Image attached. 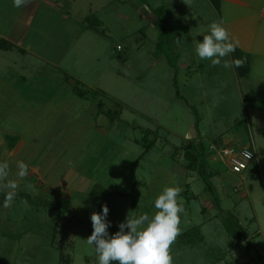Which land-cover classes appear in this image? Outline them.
I'll list each match as a JSON object with an SVG mask.
<instances>
[{"label": "rangeland", "instance_id": "1", "mask_svg": "<svg viewBox=\"0 0 264 264\" xmlns=\"http://www.w3.org/2000/svg\"><path fill=\"white\" fill-rule=\"evenodd\" d=\"M203 1L196 0L195 5L194 0H61L60 10L70 16L69 20L62 22L56 10L40 18L29 40L31 50L50 54L61 62L66 47L71 49L73 54L69 61L62 60V66L66 67L68 61L69 68L82 73L89 85L74 80L69 86L82 92L99 91L107 109L115 110L119 105L121 120L112 125L118 134L107 138L100 135L95 131L99 130L96 119L87 110L94 102L75 94L77 100L86 103L76 105L63 98L57 106L78 112L57 114L60 118L47 128L48 140L59 143L48 148L55 150L56 158L57 151L72 146L85 159L74 166L96 179L102 178L100 182L105 180V188L96 186L91 193L76 194L71 200L45 196L41 192L43 183L29 174V168L27 177L18 179L17 160L5 161L9 164V179L16 180L18 188L8 208L3 206L5 192L0 191V264H98L94 246L86 242L93 232L92 213H102L107 205L108 233L113 235L128 215L154 214L155 199L170 186L189 189V199L180 196L184 212L180 214V234L171 246L173 264H264V197H255L254 220L249 199L234 190L244 183L250 193L256 192L260 176L234 175L222 161L208 154L212 143L225 141L239 149L252 146L256 150L253 136L261 140L263 124L253 120L254 133L249 135L251 116L247 115L234 72L213 67L210 60H201L196 54V44L203 42L210 22L215 21L211 12L216 10ZM157 9L164 11L167 34L163 47L176 64L178 85H174L175 70L166 54L157 48L161 29ZM83 33L84 39L75 42ZM176 38L182 39L179 45ZM15 55L13 58V54L1 52L0 63L6 62L8 70H22L27 62L18 52ZM223 60H228L227 56ZM43 66V74H33L28 85L52 86L46 90L39 87L35 93L52 92L55 102L62 98L55 97L56 93L67 92L63 87L68 85H49V69L45 70V64L38 67L42 70ZM10 77L7 75L5 81L9 82ZM52 79L60 83L59 78ZM16 88L0 85V131L30 129L31 121L6 120V115L15 117L6 110L14 112L11 106L18 101L13 93ZM82 113L83 126L80 123L78 127L77 117ZM46 122V118L39 117V126ZM56 126L63 128L58 134ZM145 130L156 133L150 137L155 147L148 152L142 139ZM139 139L143 144L136 142ZM200 144L206 148L205 171L210 181L213 177L216 197L206 190L198 172L187 168L192 162L186 158L188 147ZM56 163L49 173L54 181L66 171ZM195 227H201L205 240L196 239L189 245L181 236ZM239 232L244 234L240 239L241 234H236Z\"/></svg>", "mask_w": 264, "mask_h": 264}, {"label": "crops", "instance_id": "2", "mask_svg": "<svg viewBox=\"0 0 264 264\" xmlns=\"http://www.w3.org/2000/svg\"><path fill=\"white\" fill-rule=\"evenodd\" d=\"M198 1L202 2V0ZM203 2L204 5L211 4L212 8L217 11H214L215 13L211 12L214 18H212V20L217 22L223 21V26L228 30L230 39L233 42H239L235 52L227 56L228 61L231 62L235 59L246 57V63L242 68L231 67V70L234 72L236 85H239L240 96L246 107L247 115L248 117H252V119L249 117L251 124H249L250 130L248 133L250 135V133H254V128L252 126L253 120L262 122L264 129V0H221L219 9L215 8L211 0H205ZM61 3V0H28L23 7L15 8L13 7V0H0V41H4L11 45L9 49L0 48V53L13 54V58H15V53L18 52V54L21 55L20 58H24L27 62L25 65H22V67H24L19 71H15L13 67H10L11 69L9 68L8 70L5 68L6 62L0 63V85H13L17 87L13 93H15V97L18 101L11 106L14 112L10 109L6 110L8 115L14 114L15 117L10 118L6 115V118H9L6 120L12 121L15 119L19 123L31 121L30 129L22 128L19 129L18 132H13L12 130L6 132L0 131V157H3L1 163L6 160L11 161V159H16L17 161H23L27 164L28 168L31 170L29 174L37 176L39 181L43 183V186L40 185L43 195L62 200H71L76 194H86L89 190L91 193V189L96 186L103 188L105 180L100 182L102 178L96 179L94 175L91 176L81 172V170L74 166L78 161V165H80L85 159H81L83 154L80 156V153L74 152L72 146L69 147L68 145L69 148H66V150L57 151V153H59L58 158L54 155L55 150L48 149L49 147L54 148V146L59 144L58 142L53 143V141H49V132H47V128H50L51 124L53 126L54 121L60 118L57 114L61 113L60 115L64 116L70 113L74 115V113L78 112L74 111L75 108L70 110L57 106L61 104L60 100L65 98L67 101H72V103L76 105L80 104V102L83 104L86 103L85 100L78 99L80 100L78 101L76 99L77 97H74L75 92L73 87L69 85H73L72 81L74 80L82 85H89V82L84 80L83 76H81L82 73L78 74L75 69L72 70L69 68L68 61L70 59L69 55L72 52L71 49L66 47V51L61 56V62L53 60V56L50 54L46 55V53L42 51L31 50L33 48L29 40L32 38L33 31L40 18H47L50 10H56L62 22L70 19L69 15L60 10L63 7ZM194 3L198 5L196 0H194ZM210 23H212V21ZM84 36L85 33L79 35L74 39L75 42H80L84 39ZM29 57H31V60L27 59ZM63 59L68 60L66 67L62 66ZM72 62H76V59ZM72 62L70 63L74 64ZM43 64L46 65L45 70L49 69L50 79L46 80L49 85H68L66 88L63 87L67 92L56 93L55 97L60 96L62 98L56 99L55 102L54 93L52 92H46V94L35 93L39 87V89L46 90L53 89L52 86L51 88L45 87L46 83H41L34 87L28 85L33 74L38 76L43 74L44 66L42 70L39 69L40 65ZM7 75L11 76L9 82L5 81ZM54 76L60 79V83L54 82L55 79H52ZM21 84H23L22 87ZM31 88H34V90L30 92ZM247 103L250 104L247 105ZM55 106L59 109L55 108ZM87 110L96 119V127L99 128V130L95 129V131L100 133V135L107 138L112 134H118V131L113 130L108 118L99 114L95 104H91ZM87 110L85 111L87 112ZM84 115L85 114L82 113L81 117H77L79 122L78 127L80 123L81 127L83 126V123L80 121H83L82 118ZM39 117L46 118V125L39 126ZM89 118H91V116H88L87 119L89 120ZM56 127L59 128L56 132L57 134L63 130L60 126ZM56 133L53 132L51 134L52 137H55ZM9 137H19V141L12 150L7 149V140ZM142 139L136 140V142L143 144ZM253 139L256 142V145L254 144L256 150H254L252 146H248V148L255 153V160L250 171L246 174H257L260 176L258 182L259 187H257L259 189H257L256 192L253 190L250 193V190H248L243 183V185L234 187V190L237 193H241L243 198L249 199L254 220H257L255 214L257 208L254 200L257 194L258 196L264 197V132L260 141L257 140L255 134ZM55 162H57L56 164H59L61 168L65 167L66 171L60 179L54 181L53 178H50L49 173L53 170ZM212 179L213 177L211 181ZM245 181L246 178L244 177L243 182ZM188 186L189 183H187V187ZM63 190H65V192H63ZM188 192L189 189L187 188V190L180 193V196L184 195L188 198ZM193 229L199 232L202 240H205L201 227H195Z\"/></svg>", "mask_w": 264, "mask_h": 264}, {"label": "clouds", "instance_id": "3", "mask_svg": "<svg viewBox=\"0 0 264 264\" xmlns=\"http://www.w3.org/2000/svg\"><path fill=\"white\" fill-rule=\"evenodd\" d=\"M28 0H13V7L21 8ZM182 39L176 38L179 45ZM239 42L230 39L223 21L212 22L209 34L203 35V42L196 44V54L201 60H210L211 65L224 68H242L246 57L233 61L223 60L234 53ZM247 158L251 153H246ZM16 177L23 179L28 175V165L17 161ZM10 169L7 162L0 163V191L5 192L4 207H10L17 195L18 183L9 179ZM182 189L178 186L165 187L154 201L156 211L149 215L145 212L136 216H127L117 231L109 235L110 222L106 220L109 209L102 207V213H92V234L86 239L98 259V264H173L171 246L180 234V214L184 212ZM27 205V201H24ZM128 230L127 232L125 230Z\"/></svg>", "mask_w": 264, "mask_h": 264}, {"label": "trees", "instance_id": "4", "mask_svg": "<svg viewBox=\"0 0 264 264\" xmlns=\"http://www.w3.org/2000/svg\"><path fill=\"white\" fill-rule=\"evenodd\" d=\"M211 2L213 3V5L215 6V8L219 9L220 7V2L221 0H211ZM155 14L158 17V22L160 23V33H159V43H158V49L163 50V53L166 54V57L168 58V62L171 65V67L175 70V78H174V85H178L177 84V67L176 64L172 62L171 58L169 57V52H167L165 50L164 44L166 43V39L165 36L167 34V31L163 25V17H164V11L162 9H157L155 11ZM177 30V29H176ZM182 30V28H181ZM179 29V32L181 31ZM176 33V31H175ZM0 48L3 49H9L11 48V45H9L8 43L4 42V41H0ZM74 92L75 94L80 97V98H89L92 100V102H94V104L96 105V108L99 112V114L105 116L108 118V120L110 121L111 125H114L116 121L121 120V109L119 110V105L117 106V108L114 109H107L105 107V104L103 102L102 98H99L100 95L102 96V94L99 91H80L77 87L74 88ZM178 96L179 93H178ZM192 111H194V113L197 115L196 109L191 106ZM144 138H143V142L146 144V151H150L154 146H155V141H150V137L152 135H156V133L152 130H145L144 132ZM19 141V137H9L7 140V149L12 150L16 143ZM199 146V145H198ZM207 152H206V148L204 145L200 144V147L195 148V146H189L187 149V160H191L192 162H189V165L187 166L188 171L191 172H198L199 176L201 177V179L203 180L206 190L213 195L214 197H216L215 195V189L210 181L209 176L207 175L206 171H205V162H204V158L206 156ZM228 228V231L232 233V230ZM236 234H241L236 233ZM243 234V233H242ZM241 234V236L238 237V239H240L243 235ZM235 235V234H234ZM189 237V241L186 240V238ZM181 238L183 240L186 241L187 244H195L196 239H200L202 240L199 232L195 229H192L190 231H188L187 233H184Z\"/></svg>", "mask_w": 264, "mask_h": 264}, {"label": "built area", "instance_id": "5", "mask_svg": "<svg viewBox=\"0 0 264 264\" xmlns=\"http://www.w3.org/2000/svg\"><path fill=\"white\" fill-rule=\"evenodd\" d=\"M246 153H251V157L248 159ZM208 154L211 157L218 158L222 161L229 172L234 175H246L251 169L255 160V153L248 147L236 148L232 144L215 142L212 143L208 149Z\"/></svg>", "mask_w": 264, "mask_h": 264}]
</instances>
